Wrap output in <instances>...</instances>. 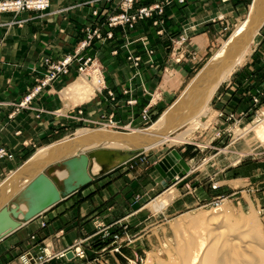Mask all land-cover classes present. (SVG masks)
Masks as SVG:
<instances>
[{
  "label": "crops",
  "instance_id": "crops-1",
  "mask_svg": "<svg viewBox=\"0 0 264 264\" xmlns=\"http://www.w3.org/2000/svg\"><path fill=\"white\" fill-rule=\"evenodd\" d=\"M49 1L50 7L44 12L0 15V38L3 39L0 50V149L7 153L0 156V185L20 169L25 163L23 161L38 146L61 131L65 123L60 119L70 122L84 119V125L88 126H116L117 129L131 130V127L144 124L142 113L146 108L150 107L154 118L173 105L188 77L212 50L214 41L223 33L225 26L240 18L244 4L243 0L175 2L167 13L168 25H160V28L151 26L150 36L145 37L155 52L153 56L148 55L140 43L138 54L134 55L141 58L138 67L125 52L117 57L109 54L105 93L97 91L90 102L66 107L57 96L60 86L47 87L26 106L20 107L24 97L33 89L35 79L44 70L41 63L48 58L62 59L64 52L71 50L70 46L77 45L82 38L86 17L92 11L91 6L82 4L88 0ZM13 21H24L23 27L11 26ZM160 29L162 33L158 34ZM113 31L115 37L109 41L110 45L119 39L118 36L123 43L128 40L120 29L114 28ZM256 59L252 58L236 71L215 101L216 113H225L223 120L232 113L237 118L241 117L244 111L252 108L253 98L264 90L263 54H258ZM76 74L74 67L69 76L63 77L62 83L69 79L68 83ZM109 92L113 93V98ZM75 108L78 111H73ZM56 110L65 114L58 119L54 116ZM217 120L225 124L222 119ZM116 170L104 175L99 173L100 178L90 173V179L82 185L75 180L74 189L67 186L58 188L61 192L59 201L32 218H22L21 213L12 218L20 226L0 237V264H22V255L42 254L45 247H49L53 254H59L78 241L90 240L96 232V222L112 228L117 222L126 224L131 217L129 203L133 202L134 196L147 201L152 195H162L177 186L190 174L185 172L183 177L177 176L178 180L169 181L155 168L149 173L150 180L136 183L128 179V175L112 174ZM5 175L7 178L2 180ZM176 202L175 199L164 210L171 209ZM137 211L142 212L143 208ZM46 264H84V260L55 259Z\"/></svg>",
  "mask_w": 264,
  "mask_h": 264
},
{
  "label": "rangeland",
  "instance_id": "rangeland-1",
  "mask_svg": "<svg viewBox=\"0 0 264 264\" xmlns=\"http://www.w3.org/2000/svg\"><path fill=\"white\" fill-rule=\"evenodd\" d=\"M12 1H23L22 3L24 4L19 10L0 11V15H18L26 11L44 12L50 7L49 0H47L49 5L45 10L28 8L26 5L27 2H37L40 0H0V4ZM122 1L123 0H88L82 3L83 6L92 7V11L86 17V22L83 24L81 30L82 38L77 45L69 47L71 49L70 51L64 52V58L58 60L48 58L41 63L40 66L44 70L35 79L33 89L24 97L20 107L26 102L28 97H32V101L43 89L56 86H60L57 96L62 103L64 102L66 107H69L67 104L74 107L75 104L73 105V102H68L69 100L67 101L63 98L62 92L84 73H91L95 70H100L102 72L105 84L100 92L105 93V85L108 84L106 75L108 72L109 54L117 57L125 52L130 56L129 58L133 57L129 60L133 62L135 67H138L139 65H135L134 58L139 56L134 57V55L138 54L139 43L148 55H151L149 51H152L153 55L155 53L148 45V42L145 41V37L150 36L149 30L151 26L160 28V25H168L167 13L170 7L173 6L175 2L183 4L188 0H184V2H180L181 0H134L127 13L126 10L122 8ZM243 2L240 18L225 26L223 33L214 41L211 47L212 50L208 51L206 57L198 65V69L190 74V77H188L189 79H187V82L179 91L176 98L177 101L182 96V91L183 93L186 91L196 76L207 66L213 57L223 49L224 43L228 42L238 27L247 21L250 7L254 0H243ZM144 9L153 11H151L148 17L138 19L133 24L123 23L118 24V26H111L115 25L113 23L116 17H120L123 14L133 17ZM23 23L24 21H18L16 23L13 21L10 25L14 26L13 24H17L16 26L21 28L23 27ZM114 28L115 30L120 29V33L125 34L123 37L127 36L128 40L123 43L122 39L118 36L119 39H116V42L110 45L109 41L115 37ZM107 29L112 30L107 31ZM161 33L162 29L158 31V34ZM257 41L258 42L253 45V52L248 56L244 64L239 66L231 77L220 86L210 102L208 112L200 118L201 125L195 126L196 124H193V127L196 128L188 133L189 135L186 136L187 140L185 142L159 146L154 149L143 151L140 155L135 156L131 160L115 168L117 170L112 172V174L118 172L123 175H128V179H132L136 183H143L146 180H150L149 173L155 170L156 165L167 155H173V153L176 152L174 155L178 158L179 162L180 156L181 160L187 164L190 168V172L187 173L190 174L186 179L180 181L177 186L169 188L162 194L167 195L171 189H175L174 199L170 202L171 204L176 199L177 202L175 205L166 211L164 209L170 204L158 209L151 207L152 203L157 202V199L162 196L160 193L152 195L147 201H141L138 195L134 196L133 202L129 203V205H131L129 207V210H131V212H129L131 217L126 224L125 222H117L113 227L116 228L113 229L109 226L106 227L102 222H96L97 229L94 236L90 239V244L87 245L90 241L87 240L81 246L86 256L85 259H82L84 260V264H146L149 255H151L153 264L169 263L172 259L178 262L179 255L177 251L185 245H190L188 241L184 240L188 238V233L192 231L188 221L198 215H205L208 212H212L214 209L228 210L227 212L230 211L233 214H231L230 220L234 225H236L234 220L238 223L242 217L246 218V220L250 222L249 230L252 232H255L253 230L259 231L260 234L264 236V143L254 135V132L242 134L247 128L264 120V98L255 105L253 98L252 108L244 111L239 118L235 117L234 113L230 114L235 117L232 121L220 118L225 122L223 125L217 120L219 119L218 115L220 111L216 113L215 108V101H217V98L224 90L225 86L232 81L236 71L242 69L252 58L256 61L258 54H263L264 56V26L260 29ZM0 42L1 50L3 46L2 38H0ZM119 59L121 60V58ZM66 61H68L67 66L63 67ZM74 67L77 72L76 76L68 83L67 81L69 79L62 83L63 77L69 76L72 70H74ZM60 69L61 71H59ZM263 93L264 90L260 91L256 97L262 96L261 94ZM172 102L174 103L175 101ZM173 105H169L167 108L163 109L159 115L154 118L152 117L151 122H144L141 126H134L131 127V129H149L160 119L168 108ZM80 107L81 106L78 108L80 109ZM78 108H75L73 111H78ZM63 113L65 114L62 110H56L54 116L60 119ZM222 113L224 112L222 111ZM228 116L229 115L226 117ZM102 118H104V116H102ZM60 120L65 123L61 131L55 134V136H52L51 140L47 141L42 146H38L23 163H26L43 147L63 141L76 134L79 130L107 129L106 126L102 125H84V123H86L83 122L84 119L79 122H70L68 119ZM88 122H90V120H88ZM190 127H192V125L186 128L180 127L177 132L181 134ZM108 129L121 133L130 132L129 129ZM220 130H222V132H220ZM93 151L96 150L94 149ZM90 153L91 152H88V154ZM174 155L173 157H175ZM67 162L68 161L57 162L44 170V173L57 188H66L67 186L66 182L68 177L66 179H61L58 175L59 172L68 168ZM92 164L93 160H90L87 166L90 173L92 172ZM96 177L100 178L101 176L98 175ZM179 177H175L174 181L178 180ZM5 178H7L6 175L2 180ZM103 179L105 180V178ZM238 181L241 182L240 185H236ZM136 189H138V186H136ZM22 194L23 190L18 192L7 205H5V209L8 210L12 218L21 213V205L25 203ZM140 208H143V211L138 213L137 210ZM232 216H234V218ZM241 224L242 223H240V225ZM252 224H254V226ZM257 224H261L260 230L259 228L258 230L256 229ZM219 231L220 229L216 231L217 235H214V238L217 239L221 236L219 237L220 240H225L227 238V233L220 234ZM185 233L188 235L185 236ZM143 235L144 237H142ZM139 237H142L138 240L139 242H134V240ZM47 249H49V247H45L42 254H28L33 260L37 261L38 264H46L58 259H48L46 254ZM89 253H91V256ZM54 255L55 254L52 252L51 256L53 257Z\"/></svg>",
  "mask_w": 264,
  "mask_h": 264
},
{
  "label": "bare ground",
  "instance_id": "bare-ground-1",
  "mask_svg": "<svg viewBox=\"0 0 264 264\" xmlns=\"http://www.w3.org/2000/svg\"><path fill=\"white\" fill-rule=\"evenodd\" d=\"M263 26L264 0H254L247 21L238 27L228 42H223L225 44L223 49L196 76L180 99L149 129H131L129 133L116 132L109 130L108 127L99 130H79L63 141L40 149L17 172L12 173L13 175L0 185V237L11 230L10 228L19 225V222L9 217L5 211V205L18 192L23 190L22 197L25 199V203L21 205V216L19 215L22 218H32L59 201L58 188L44 173V170L49 166L60 161L71 160L68 168L58 173L59 177L61 179L71 177L76 181L85 182L90 179V172L87 168L89 163L88 152H94V149H110L122 152L138 151V155H140L143 151L159 146L185 142L188 133L196 128L193 126L195 124V126L201 125L200 118L208 112L210 102L220 86L231 77L239 66L244 64L253 52V45L258 42L257 37ZM104 84L100 70L84 73L62 92V96L65 100H69L68 102H73L75 106L81 105L91 101ZM110 125L112 126L113 123ZM191 125L192 127L183 133L177 132L180 127L186 128ZM111 128L115 130L116 126ZM250 132H254V135L264 143V120L247 128L242 134ZM173 155L169 154L180 167L181 173L190 172V168L181 160V157L178 155L179 162L178 158L175 155L173 157ZM100 170L101 166L94 160L91 173L98 175ZM240 184L241 182H236V185ZM174 193L175 189H171L167 195H162L157 199V202L152 203L151 207L158 209L169 205L174 199ZM20 201L22 202V199ZM227 211L214 209L205 215L191 218L188 224L192 231H189V235L186 234L187 231L184 234L185 236L188 235V238L184 240L188 241L190 245H185L177 251L178 262L172 259L169 263L160 264H264V236L259 231L253 230L254 224H252V230L256 233L249 230L250 222L246 218L242 217L238 223L234 220L236 224L234 225L230 220L232 213ZM232 217L234 218V216ZM239 222L242 224L240 225ZM256 226V229L259 228L260 230L261 224ZM219 229L220 234L227 233L225 240L221 241L219 235V237L217 236L219 240L214 238ZM64 251L55 254L54 258L65 259L59 258ZM47 252L52 254L49 249ZM24 259L27 260L28 258L25 256ZM72 259L82 260L74 257V254ZM21 263L23 262L21 261ZM146 264H153L151 255L148 256Z\"/></svg>",
  "mask_w": 264,
  "mask_h": 264
},
{
  "label": "built area",
  "instance_id": "built-area-1",
  "mask_svg": "<svg viewBox=\"0 0 264 264\" xmlns=\"http://www.w3.org/2000/svg\"><path fill=\"white\" fill-rule=\"evenodd\" d=\"M133 1L134 0H123L122 1V8L124 10H126V13L131 8V6L133 4ZM22 2L23 1H19V2H13L12 1V2H7V3H2V4H0V11L19 10L21 8V6L24 4ZM180 2H184V0H181ZM26 5H27L28 8H37L39 10H45L48 7L49 2L47 0H40V1H37V2H30V3L27 2ZM151 11H153V10L144 9L139 14H137V15H135L133 17H129L127 14H123L120 17H116L114 19V23H113L115 25H111V26H118V24H123V23H131V24H133L138 19H144L145 17H148L151 14ZM0 47H1V42H0ZM149 53L151 55H153L152 51H149ZM178 53H180V50H178ZM132 58H129V59L131 60ZM180 60H181V57H179L178 61H180ZM134 61H135V65L138 66L139 62L141 61V58L140 57H136V58H134ZM67 64H68V61H66L63 64V67H66ZM59 71H61V69ZM109 95H110L111 98H113V96H114L113 93H111V92H109ZM261 95L262 96H260V97H255L254 98V105L258 104L261 101V99L264 98V93L261 94ZM31 99H32V97H28L26 102L22 106H26L28 103H30ZM80 114H82V111H80ZM218 117L219 118H224L225 115H224V113L220 112ZM142 119L144 120V122H147V123L152 121V115H151L150 107L146 108L143 111ZM226 119L228 121H230V120L232 121L233 119H235V117L233 115H229L228 117H226ZM6 155H7L6 151L4 149H0V156L4 157ZM84 242L85 241H78L76 243V245H74L73 247H71L69 249H66L62 254H60L59 258H65L66 259L67 258V254L69 252H72L74 254V257L80 258V259H84L85 258V252L82 250V247H81ZM46 254H47L48 259H53L54 258V256L52 257L49 254V252H47V250H46ZM25 256L28 258L27 260L24 259ZM21 261L23 262L22 264H38L37 261L33 260V258L30 257L29 254L23 255L21 257ZM46 261H44V262H46Z\"/></svg>",
  "mask_w": 264,
  "mask_h": 264
},
{
  "label": "water",
  "instance_id": "water-1",
  "mask_svg": "<svg viewBox=\"0 0 264 264\" xmlns=\"http://www.w3.org/2000/svg\"><path fill=\"white\" fill-rule=\"evenodd\" d=\"M139 153L138 151L134 152H122V151H115V150H96L94 152H91L88 155V159L90 160H95L100 166V174H104L108 171H111L122 164L126 163L127 161L131 160L135 156H137ZM71 163V160L67 162V165ZM157 171L166 179L169 181H173L175 179V176L180 175V177L183 176L184 173H181L180 167L175 163V161L171 158V156L167 155L158 165H156ZM74 179L71 177L67 178V187L68 188H73L76 186L74 184ZM88 181V180H87ZM87 181H80L77 180L78 185H82L86 183ZM54 184V183H53ZM55 185V184H54ZM56 186V185H55ZM78 187V186H77ZM61 192L59 191V198H60ZM7 212L8 216H10V213L8 212L7 209H5ZM12 218V217H11ZM18 226L10 228L11 230H14L18 228ZM5 233V232H4ZM67 258L72 259L73 258V253L69 252L67 254Z\"/></svg>",
  "mask_w": 264,
  "mask_h": 264
}]
</instances>
